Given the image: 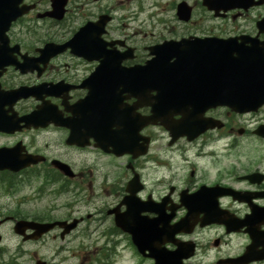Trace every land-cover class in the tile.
Returning a JSON list of instances; mask_svg holds the SVG:
<instances>
[{"label":"flooded vegetation","instance_id":"flooded-vegetation-1","mask_svg":"<svg viewBox=\"0 0 264 264\" xmlns=\"http://www.w3.org/2000/svg\"><path fill=\"white\" fill-rule=\"evenodd\" d=\"M141 2L118 0L114 7L112 0H66L56 20L47 16L50 0H21L17 8L25 11L15 21L0 14V197L13 199L16 178L27 173L49 182L27 220L78 221L63 239H89L77 264H156L151 255L159 264H174L169 256L177 249L182 256L192 250L183 264H264L242 260L248 250L264 256V153H251L264 145L256 136L264 109L240 115L225 107L178 105L162 121L144 125L159 108L153 84L143 81L135 95L120 94L112 90L111 67L101 65L125 55L131 59L120 63L123 68L143 66L150 48L161 43L147 41L137 26L155 7ZM192 6L191 20L175 17L168 39L257 36L256 17L244 26L236 20L241 13L214 17L198 0ZM89 23L97 26L84 35V51L44 50L69 43ZM258 38L264 40V31ZM87 97L88 105H80ZM186 128H192L188 136ZM131 142L129 154L108 153ZM27 160L38 163L15 173ZM19 217L7 205L0 229ZM177 223L183 226L176 233ZM129 232L138 235L139 246ZM60 234L56 228L38 241L21 239L18 254L31 264H59ZM47 240L57 242L50 258L37 251ZM14 262L0 256V264Z\"/></svg>","mask_w":264,"mask_h":264},{"label":"water","instance_id":"water-1","mask_svg":"<svg viewBox=\"0 0 264 264\" xmlns=\"http://www.w3.org/2000/svg\"><path fill=\"white\" fill-rule=\"evenodd\" d=\"M236 51L239 53V56L237 59L233 60V63L235 65H239V67H242L244 65L249 70L250 79L253 80L254 76L257 77L258 81H255V84L251 85V81L249 80H240V82H224L226 79H229L227 75L224 73L221 75L222 72H225L224 70L219 69L218 73L214 71L213 74H210L209 76H206V79L210 81H216L219 77L220 81L223 84V87L225 89H228L225 95H215V99L221 100L226 98L234 99L235 101H238L236 105L238 107L242 108H250L251 106L254 107L256 105H260L261 103H264V61H262L258 56H253V54H249L248 51L245 49L239 48ZM224 57V63L226 62V53L224 51L223 53ZM196 61H188L183 64H178L174 68H171L173 71H180L179 67L183 68L184 70H188L189 68H192ZM154 65H157V68H163L164 66V59L162 57L157 56V59L154 61ZM158 70V69H157ZM189 72L192 71V69L188 70ZM164 71L159 72V74H163ZM239 74H242V70H238ZM221 75V76H220ZM235 80L236 78L233 77ZM160 89L163 91V89L160 87ZM255 108V107H254ZM33 227L36 231L38 230L39 233H45L49 231L53 225H41V226H35L32 224H27L20 222L17 224L15 230L17 233L21 234L26 228Z\"/></svg>","mask_w":264,"mask_h":264},{"label":"rangeland","instance_id":"rangeland-1","mask_svg":"<svg viewBox=\"0 0 264 264\" xmlns=\"http://www.w3.org/2000/svg\"><path fill=\"white\" fill-rule=\"evenodd\" d=\"M161 19H168V14L162 15L160 17ZM154 32L159 31V29L155 28L153 30ZM146 32V31H145ZM147 41H151L149 38H147ZM152 42V41H151ZM32 195H27L24 191L20 194L16 195L15 202L11 203V201H7L5 199L0 200V211L3 212L6 210L4 209L5 206H9L10 209L15 208L20 209L25 214H31L36 213L38 207L40 206L39 201H26L24 198H28V200L31 198ZM2 231L4 236V248L5 252L3 256L1 257V261H8L9 257H12V259H15V264H31L29 261L28 255H22L16 257L14 253V249L19 247L20 240L16 238L12 233V226L7 224L3 228L0 229V232ZM89 243L86 239L82 238H76L73 237L71 239H66L65 241L59 240V264H76L78 257V252L80 250L87 249L89 246ZM100 244H103V241H100ZM57 242L47 240L45 245L39 249H37L38 254L50 258L51 251L56 250ZM24 249L31 250L33 249V246L26 245L24 246ZM15 255V257H13ZM54 256V253H52V257ZM83 259L87 260L86 257H83ZM62 260H64L62 262Z\"/></svg>","mask_w":264,"mask_h":264}]
</instances>
